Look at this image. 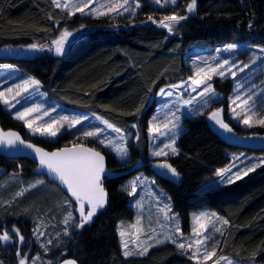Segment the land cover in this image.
<instances>
[{
  "label": "trees",
  "instance_id": "16d2710c",
  "mask_svg": "<svg viewBox=\"0 0 264 264\" xmlns=\"http://www.w3.org/2000/svg\"><path fill=\"white\" fill-rule=\"evenodd\" d=\"M190 0H178L174 6L157 8L146 2L134 16L111 17L69 15L52 0H0V64L10 63L35 76L47 96L66 106L107 117L122 129L137 124L138 140L131 144L130 162H122L105 146L84 135L64 131L55 139L35 137L23 121L16 119L0 102V124L18 131L24 139L47 149L85 143L103 151L108 165L117 173L107 176V204L92 222L73 230L67 247L42 255L43 264H59L73 257L78 264H198L176 244L168 242L152 247L147 254L125 257L119 243L120 220L132 219L125 182L143 170L170 196L175 212L187 232L193 212L208 208L228 221L219 234L218 248L224 255L246 262L264 264V162L254 171L203 192L202 186L228 166L230 152L241 149L225 142L211 127L206 115L186 117V130L178 140L179 155L170 161L181 175L179 181L159 175L148 156L147 128L153 107L152 98L163 86L185 78V50L195 45H223L250 41L264 46V0H197L195 13H187ZM186 15L170 33L159 26L165 16ZM149 16L157 23L149 20ZM252 22L253 28L248 24ZM84 26L63 55L52 51V41L66 29ZM48 44L51 51L24 56L14 48L31 44ZM214 82L225 95L232 91L229 79L215 77ZM228 85V88H223ZM225 104V102H221ZM242 134L264 132L258 124L243 129L225 117ZM264 154V151H250ZM144 166L132 167L133 161ZM0 164L9 168L18 180L0 183V230L20 229L23 244L0 242V264H18L28 250L43 252L33 235L37 219L53 222L62 228L61 203L67 195L47 177L25 191L38 175L36 163L27 157L10 159L0 149ZM54 247V246H52ZM19 253V254H18Z\"/></svg>",
  "mask_w": 264,
  "mask_h": 264
},
{
  "label": "rangeland",
  "instance_id": "374dc122",
  "mask_svg": "<svg viewBox=\"0 0 264 264\" xmlns=\"http://www.w3.org/2000/svg\"><path fill=\"white\" fill-rule=\"evenodd\" d=\"M60 2L61 4L69 3L70 5H74L79 4L81 0H60ZM87 2L89 7L84 9L85 13H88L90 9L94 8L97 9V11L108 13L107 15H110L111 17L123 15L135 16L146 2L157 8L174 6L173 4L168 3L164 7H161V5L156 4L154 0H128L127 4L124 3V0H87ZM137 3H139L140 7H136ZM161 3L163 4L164 0H161ZM117 4L123 5V7L117 8L116 11H109L110 7H114ZM61 9L67 11L68 13L70 11V9L62 7ZM125 9L128 10L125 11ZM71 11L74 12V8H72ZM76 14L80 16H103L75 12L74 15ZM165 23H168V21H165ZM175 25L176 24H173V31L171 33L175 32ZM159 26L161 25L159 24ZM84 29V26L75 29H66L73 33L72 36L68 37V42L65 44L66 51L70 42L75 37L81 35ZM232 43L238 44V48L232 52L217 51L219 49H223L225 45L230 43L216 46L205 44L195 45L186 49L184 53V63L187 68V75L185 78L169 83L160 88L149 103V105L153 107V110L151 112L149 125L147 128V148L148 156L153 160L151 165L153 170L157 173L159 170V168L156 167L157 163L165 160L171 156V154L168 156L157 157L152 153L160 149L170 153L169 149L164 148V144L169 143L170 141L167 136H161L157 133H150L149 128L152 126H159L161 131H164V124H169V127H171V123L177 124L178 127L174 131L179 132L175 144L178 150L179 137L186 130V117H195L199 115H206L209 117L211 112L216 111L217 109H223V114L225 117L227 116L231 121H233L234 124L240 126L243 129L250 128L242 122L245 116V106L241 103V101H237V104L240 105L237 107V104H232V99H234L235 95L237 94L235 89L238 83L241 85L239 89V95H241L242 99L251 95L252 99L256 100L257 94L264 93V53L259 51V48L264 46L250 41H237ZM35 44L38 46V48L43 46V50H31L29 45L25 47L14 48L13 51L24 56H33L41 52H47L50 48L48 44ZM51 46L52 51L55 53V46L53 44H51ZM225 59L229 60L230 64L236 65L231 69L232 72L236 74L235 77H232L227 73L228 66H225V78H221L220 76L213 74L212 79L206 81V83L212 85L215 94L213 95L212 93H209L201 96L200 93L203 91L205 85L201 84L199 88H196L195 85L191 84L190 78L199 79L203 77L204 74L209 72L210 67H217L218 64L222 63ZM3 65H9L11 67H0V91L5 93L4 98L9 101V105H14V107L5 105L2 100H0V102L3 107L7 109L14 117L18 111H24L26 107H39L41 109L40 113H33L31 116L26 117V119L35 120V117L37 115H42L44 111L49 112L50 116H43L42 120H35L33 127L41 126L50 118L59 120L60 117H68L69 121L79 118L81 122L75 126L70 125L68 121H61L63 127L56 125V127H59L57 136L64 131H73L76 133V135L81 136L83 135L84 131H93L97 128L103 129L104 131L100 138L104 139L105 143L111 140L114 145L126 146L128 148L129 155L127 158H125V161L122 162L131 161V144L136 142L140 136V130L137 124H132L129 129L125 130L115 125L107 117H104L98 113L87 112L80 108L66 106L47 96V93L45 92L41 82L38 87L32 86L27 90V92L23 91V89L18 90L16 85L23 84L24 80L30 77L36 80L38 79L32 74L21 70L16 65L10 63L0 64V66ZM244 65L248 66L244 67ZM201 68L204 69V73L201 74V77H197L196 73ZM241 68H243V71L240 70ZM215 77L229 79L232 82V91H230L227 96L223 90L216 86L214 82ZM180 85H183V87H177ZM8 88H12L13 91L9 93L7 91ZM193 88H196V90L193 91ZM223 88H228V85H223ZM161 89H164L163 93H161ZM17 91H20L19 96L16 95ZM168 92H171L172 95L169 96L167 94ZM184 101H190V103L185 104ZM205 101H207V103H205ZM221 102H225L226 105L222 104ZM249 103L251 104V101ZM232 108H235L236 112L240 113L239 117L233 115L231 111ZM253 111L255 112L253 121L264 118V106H260L259 102L253 108ZM154 117L155 119H153ZM104 120L108 121L115 128H119L121 131L117 133L112 129L107 128L106 125L102 123ZM133 125H135V127H133ZM254 125H258V123H253V126ZM26 128L28 133L35 137H43L47 139H55L57 137H48L46 135L41 136L39 133L33 134L28 127ZM0 131L16 132L21 138H23L18 131L13 129H4L2 128L1 124ZM122 136L124 137L123 140L120 139ZM89 138L99 143L96 138ZM101 145L105 146L104 144ZM106 148L111 150L118 157L116 151H114L112 147ZM0 149L3 151V145H0ZM230 155L232 157V161L224 168L231 167V171L226 173V176H232V174L236 173L237 171L246 170L247 168H251L253 165L260 164L262 161H264V154L254 153L248 150L241 149L239 151H233L230 152ZM118 159L121 161L119 157ZM232 165L235 166L232 167ZM136 166L141 168L144 166V164L142 161H133L132 167ZM138 177H140L141 180L136 183V191L133 195H129L130 206L134 210V216L132 219L120 220L117 226L118 234L120 231L125 232L124 237H121L119 234V243L123 252L125 249L122 247V242H127V250L133 253L131 256H138L136 253L145 247H147L149 251L152 247L168 242L174 243L173 241H175L174 244L176 245L184 244L185 247L180 249L198 264H227L228 260H231L233 264H255L251 261L243 262L237 260L220 252L218 248L219 234L222 233L227 227V224L223 223V221L226 220L224 216L208 208L199 209L193 212L190 230L186 232L183 229L180 216L173 209L171 196L158 185L155 176H150L143 170H140L125 182L124 189L128 193L131 192L132 182L137 181ZM45 178V176H37L36 178L29 181V186L24 187L21 192L33 187L32 185L37 186L42 184L45 181ZM180 179L181 175L178 179L175 178L176 181H179ZM16 180H18V177H16L14 174H9L6 175L1 181L4 185H7ZM39 181H42V183H38ZM226 183L227 182L222 181L221 177L216 175L214 178L205 183L200 191L203 192L212 187L220 186ZM167 206H170V211L168 210ZM61 209L63 215L62 228H58L57 224L53 222L47 223L45 218L37 219L36 224L34 225L33 235L35 236L36 242L38 243V247L42 249L43 252L36 251L34 255L30 257L32 251L28 250L26 254L19 256L18 264H20L21 258L26 259V264H43L46 258L42 260V255L49 254L55 249L67 247L66 238L70 240L73 230L77 229V227L74 225L80 222V214L78 210L79 204L73 201L68 195H65V199L61 203ZM161 209H165L167 216L165 215L164 211H161ZM87 210L88 208L85 207L86 212ZM99 211H101V209L97 211V214ZM69 213H71L72 218L68 219V222L65 223L66 218L69 217ZM212 213H215V216H212ZM196 216H201V219L197 221L195 219ZM201 225H203V227H201ZM15 228L19 229L17 227ZM216 229H219V231ZM4 231L9 230L6 227H2L0 234H2ZM9 233L13 236L12 242L16 241L14 233L12 231H9ZM20 235L23 236L21 231ZM157 240L162 241V243L158 244ZM17 241L20 245L24 242V240L23 242H20L18 237ZM197 241H200V243H197ZM213 251L215 254L210 256L208 259H205V253H212ZM221 257H225L227 259H221Z\"/></svg>",
  "mask_w": 264,
  "mask_h": 264
},
{
  "label": "snow or ice",
  "instance_id": "6c2138e0",
  "mask_svg": "<svg viewBox=\"0 0 264 264\" xmlns=\"http://www.w3.org/2000/svg\"><path fill=\"white\" fill-rule=\"evenodd\" d=\"M52 2L58 8L62 7V8L70 9L69 15H74L75 12H79L81 14H96V15L108 14L103 11H97V9L94 8L90 9L88 13H85L84 9L89 7L87 0H81L79 4H74V5H70L69 3L61 4L60 0H52ZM154 2L158 5H161V7H164L168 3L175 5L177 0H164L163 4L161 3V0H154ZM124 3L127 4L128 0H124ZM241 3H243V0H241ZM119 7H123V5L117 4L114 7H110L109 11H116L117 8ZM136 7H140L139 3L136 4ZM72 8H74L75 10L74 12L71 11ZM196 9H197V0H190V2L187 3L186 5L187 13L190 14L195 13ZM127 10L128 9H125V11ZM148 19L152 20L153 23H157V21L153 20L151 16H149ZM186 19H188L186 15L173 14V15L165 16L163 20L159 21V24L162 27L166 28L171 33L173 31V24H179L180 21ZM165 21H168V23H165ZM248 28L249 29L253 28V24L251 21L248 24ZM72 35H73L72 32L65 30L60 34L58 39L52 41V44L55 46V53L57 55H63L65 53L66 51L65 44L66 42H68V37ZM29 48L31 50H39V51L43 50V46L38 48L36 44L30 45ZM237 48H238L237 43H230L225 45L223 49H219L217 51L232 52ZM49 51H51V48H49ZM259 51L261 53H264V47L259 48ZM225 66H228L227 73L232 77H235L236 74L232 72L231 69L236 65L230 64L229 60L225 59L222 63L218 64L217 67H210L209 72L207 74H204L203 77H201V74L204 73V69L203 68L199 69V71H197L196 73V76L201 78L199 79L190 78L191 84L195 85L196 88H199L201 84L205 85L203 91L200 93L201 96H204L209 93H212L214 95L215 93H214V89L212 88V85L206 83V81L211 80L213 74L218 75L221 78H225L226 77V73L224 71ZM247 66L248 65H244V67ZM0 67L10 68L11 66L3 65ZM240 70L243 71V68H241ZM39 85H40L39 80L30 77L24 80L23 84H17L16 88L18 90L23 89V91L27 92V90L30 87L32 86L38 87ZM177 87H183V85ZM240 87L241 85L238 83L235 89L237 94L235 95V98L232 99V104H237V101H241V103L245 106L244 108L245 116L242 122L249 127L253 126V123H258L264 126V118H260L258 120L253 121V116L255 115L253 108L257 105L258 102L260 106H264V93L257 94L256 100H253L251 95H249L247 98L242 99L241 95H239ZM196 88H193V91H195ZM7 91L11 93L13 89L8 88ZM163 92L164 89H161V93ZM167 94L169 96L172 95L171 92H168ZM16 95L19 96L20 91H17ZM4 96L5 93L0 91V100H2L5 105H9V101L5 99ZM250 101L251 104L249 103ZM184 103L188 104L190 103V101H184ZM205 103H207V101H205ZM9 106L14 107V105H9ZM239 106L240 105L237 104V107ZM231 111L234 116L236 117L240 116V113H237L235 108H232ZM40 112L41 109L39 107L36 108L26 107L24 111H18L15 115V118L23 121L25 126L28 127L33 134L39 133L41 136L46 135L48 137L57 136L59 127H56V125L63 127L61 121H68L69 124L72 126H75L76 124H79L81 122L79 118L70 121L68 117H60L59 120L50 118L47 122L43 123L41 126L33 127L35 120H42L43 116H50L49 112L44 111L42 115H37L35 117V120L26 119V117L31 116L33 113H40ZM222 113H223V109H217L216 111L210 113L209 119L212 120L216 125H219L220 128L228 132H231L232 129L228 126L227 123L224 122V119L222 118ZM153 119H155V117ZM102 123L105 124L107 128H110L117 133L121 131L119 128H115L112 124H110L106 120L102 121ZM133 127H135V125H133ZM163 127H164V131H161V128L159 126H152L149 128V132L157 133L161 136H167L170 142L165 143L164 148L169 149L170 153L165 152L163 149H160L154 151L152 154L157 157L168 156L169 154L179 155V150L175 146L176 138L178 137L179 132L174 131L178 127L177 124L171 123V127H169V124H164ZM103 131H104L103 129L97 128L93 131H84L83 135L85 137L96 138L99 141V143L104 144L105 147H112L114 151H116L121 161H125V158H127L129 155L128 148L122 145H114L111 140L105 143V140L100 138ZM120 139L123 140L124 137L122 136L120 137ZM17 143H19L20 145H24L29 149H33L40 156V165L46 167L49 173L53 174L55 179H58L62 184L66 185L68 192L71 194L72 197L75 198V201L79 204L78 210L80 214V222L78 224H75L74 226L77 228H83L86 224H90L93 220V217L97 214V211L99 209H103L107 203V193L105 192V189L102 186V181H101L102 174H106V169L104 164L105 157L101 155L99 151H96L95 149L92 148H86L82 145H76L72 148H63L56 152L48 153L45 152L42 148L36 147L31 143L26 144L25 141L21 139L20 135L16 132L0 131V145L15 147ZM234 166L235 165H232V167ZM259 166H260L259 164L253 165V167L251 168H247L246 170L237 171L236 173H233L232 176H226V173L231 171V167L222 168L217 170L216 175L221 177L222 181L227 183H232L234 182V180L242 179L243 176L248 175L249 172L254 171L255 168ZM156 167L165 170L163 173L164 175H170L172 178H177V179L180 176V173L177 171V169L167 161L158 162ZM140 180L141 178L138 177L137 181L132 182V191L129 192V195H133L135 193L136 183L139 182ZM38 183H42V181H39ZM32 186L34 187L35 185ZM86 204L88 205L87 212L85 211ZM167 207L168 210L170 211V206ZM161 211H164L165 215L167 216V212L165 211V209H161ZM212 216H215V213H212ZM70 218H72L71 213H69V217L66 218L65 223H67L68 219ZM195 219L199 221L201 219V216H196ZM223 223L227 224L228 221L224 220ZM201 227H203V225H201ZM216 230L219 231V229ZM12 232H14L15 235L19 238L20 242H23L24 237L20 235L19 229H16L14 227L12 229ZM119 234L121 237L125 236L124 231H120ZM12 240H13V236L10 235L9 231H4L2 234H0V242L11 243ZM173 242L175 243V241ZM157 243L158 244L162 243V241L157 240ZM197 243H200V241H197ZM177 246L181 249L185 247L184 244H178ZM122 247L125 249V251L123 252V255L125 257L133 255L131 251L127 250L128 248L127 242H122ZM147 252H148V248L145 247L136 254L143 256L147 254ZM214 254H215L214 251L212 253H205V259H208L210 256ZM221 259H227V258L221 257ZM20 264H26V259L21 258ZM63 264H77V262L75 260H65ZM227 264H233V262L231 260H228Z\"/></svg>",
  "mask_w": 264,
  "mask_h": 264
},
{
  "label": "water",
  "instance_id": "95a60500",
  "mask_svg": "<svg viewBox=\"0 0 264 264\" xmlns=\"http://www.w3.org/2000/svg\"><path fill=\"white\" fill-rule=\"evenodd\" d=\"M222 118L224 119V122L227 123L228 126L232 129L231 132H228V131L220 128L219 125H216L212 120L209 119V117H208V121H209L211 127L213 128V130L225 142H227L229 145H231L233 147H236V148H239L242 150L264 151V132L242 134V133L237 132L234 129V127L230 124V122H228L226 120L225 115L223 113H222ZM21 139H23L26 144L31 143V144L35 145L36 147L42 148L45 152H48V153L56 152V151L63 149V148H72L76 145H82L86 148H92V149H95L96 151H99L101 153V155H103L105 157L104 164H105L106 174H102V176H101L102 186L104 187L105 192H106V186H105L106 177L107 176H113L117 173L116 171H113L109 167L108 158H107L106 154L101 150H98L96 148L89 146L88 144L79 143V144L68 145V146H64V147H60V148H56V149L51 150V149L44 148L43 146L36 144L30 140H27L24 138H21ZM3 155L7 158H10V159H18V158H22V157H27V158L31 159L32 161H34L36 163V168L33 171L34 174H36L38 176H45L49 180L57 183L63 189V191L73 201H75V198L72 197L71 194L68 192L66 185L62 184L58 179H55L53 174L49 173V171L46 167L40 165V156L33 149H29V148L25 147L24 145H20L19 143H17V145L15 147H9L7 145H3ZM163 161H167L173 167H175L170 161H168V160H163ZM164 171L165 170L159 169L158 174L161 176L175 180V178H172L170 175H164L163 174ZM8 173H9V168L5 165L0 164V182ZM85 207L88 208V205L86 204ZM65 260H75L78 264V261L73 257H68V258L62 260L59 264H63V262Z\"/></svg>",
  "mask_w": 264,
  "mask_h": 264
}]
</instances>
